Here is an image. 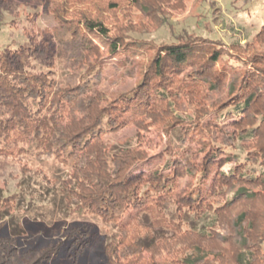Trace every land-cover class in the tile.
<instances>
[{
  "label": "trees",
  "instance_id": "obj_1",
  "mask_svg": "<svg viewBox=\"0 0 264 264\" xmlns=\"http://www.w3.org/2000/svg\"><path fill=\"white\" fill-rule=\"evenodd\" d=\"M82 21L89 36L100 39L112 55L135 54L143 46L110 36L108 28L93 18ZM68 29L58 42L46 36L28 39L26 46L0 47V158L27 160V146L31 145L37 160H54L65 166L68 173L61 179H49L42 168L35 173L45 184L57 186L70 214L97 216L117 226L116 238L104 244L105 264H264V213L258 220L241 212L227 236L218 228L221 217L234 207L264 202V144L250 151L252 156L245 160L221 144L209 145L193 170L179 156L157 165L139 151L106 142L108 135L151 115L168 98L176 75L186 74L182 81L189 76L202 81L222 62L217 78H227L236 70L228 62L231 58L220 46L205 40L165 46L138 85L111 99L95 88L102 72L93 78L95 61L91 59L99 51L94 41L83 39L73 27ZM74 53L83 54L88 71L77 80L78 74L70 69L74 74L59 79L56 62L65 63ZM243 78L229 112L220 118L237 131L241 119H260L254 126H250L253 122L245 124L241 138L257 141L264 134V83L253 71H246ZM5 162L0 161V167ZM228 164L232 167L224 170ZM183 172L195 179L180 194L176 183ZM234 186L239 188L229 200L213 206V198ZM17 197L14 194L6 201L13 204ZM1 205L2 200L0 209ZM64 233V241L48 246L37 264L58 258L64 249H68L65 255L81 261L94 249L91 225H73ZM176 245L183 246L178 257L152 258L159 248L170 255ZM146 253L152 255L151 262Z\"/></svg>",
  "mask_w": 264,
  "mask_h": 264
},
{
  "label": "rangeland",
  "instance_id": "obj_2",
  "mask_svg": "<svg viewBox=\"0 0 264 264\" xmlns=\"http://www.w3.org/2000/svg\"><path fill=\"white\" fill-rule=\"evenodd\" d=\"M85 17L102 22L110 36L143 46L135 54L120 52L112 55L100 39L89 36L82 21ZM69 27L76 29L83 39L90 38L97 46V56L91 59V62L95 61L91 66L94 67L92 76L99 77L101 71L102 77L95 88L111 99L138 85L157 53L168 45L210 41L220 46L231 58L228 62L236 66L227 78L219 79L216 72L223 65L220 62L215 73L196 81L202 82L200 84L191 76L182 81L186 74L176 75L171 92L166 94L168 98L139 123L108 135V144L139 151L157 165L166 158L179 156L183 161L188 160L189 168L194 167L193 170L195 166L199 167L209 145L221 144L245 160L252 156L250 151L264 144V134L257 141L241 139L244 127L253 122L252 116L245 122L239 119L238 123L243 124L238 131L232 123H225L227 121L220 118L222 113L229 112L233 95L238 94L246 71L257 72L264 83V0H0L1 48L26 46L28 39L35 37L37 40L55 37L54 41L58 42ZM82 58L83 54L74 53L65 63L58 59V78L74 74L73 70L79 80L88 71ZM259 121L254 119L250 126ZM27 148L30 150L27 160L18 162L0 158V161H6L0 167L3 209L0 213V264L39 263L48 246L64 241L65 229L79 224H88L92 228L91 246L94 249L86 253V258L76 261L73 255H65L68 249H64L58 258L42 264H105L104 244L107 239L116 238L117 226L106 224L97 216L70 214L57 186L52 188L45 184L35 173L42 168L49 179L55 180L53 178H64L68 170L54 160H37L33 146ZM25 167L30 172L24 173ZM230 167L232 164L223 169ZM194 179L193 175L183 172L177 179V191L181 194L188 190ZM238 188L234 186L230 191L226 188L224 195L213 198L211 203L213 206L223 204ZM14 194L18 196L16 202H7ZM243 211L259 220L264 213V202L243 203L225 213L218 227L223 236L230 234L236 217ZM207 216L213 217L211 213ZM182 248V245L174 246L170 255V251L159 248L153 256L146 253L145 257L149 262L151 256L166 261L178 257ZM261 253L264 255V244Z\"/></svg>",
  "mask_w": 264,
  "mask_h": 264
}]
</instances>
